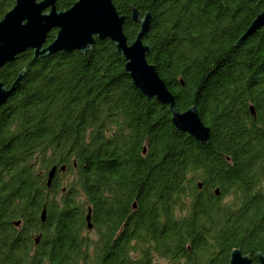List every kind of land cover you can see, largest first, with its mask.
<instances>
[{
	"label": "trees",
	"instance_id": "trees-1",
	"mask_svg": "<svg viewBox=\"0 0 264 264\" xmlns=\"http://www.w3.org/2000/svg\"><path fill=\"white\" fill-rule=\"evenodd\" d=\"M112 2L129 42L139 29L130 5L151 12L146 57L177 109L196 105L210 139L176 129L169 105L135 86L108 37L86 51L18 53L0 68L7 86L26 70L0 106V264H157L155 255L167 264H228L234 247L259 264L264 28L235 42L264 0ZM13 4L0 0V17ZM88 207L97 238L83 233ZM40 229L36 248L30 232Z\"/></svg>",
	"mask_w": 264,
	"mask_h": 264
},
{
	"label": "water",
	"instance_id": "water-1",
	"mask_svg": "<svg viewBox=\"0 0 264 264\" xmlns=\"http://www.w3.org/2000/svg\"><path fill=\"white\" fill-rule=\"evenodd\" d=\"M130 7L131 18L139 22V29L134 39L129 42L123 31L125 16L118 13L112 0H75L65 9H57L55 0H14L11 8L0 17V68L27 48L32 49L33 59L58 50L86 51L96 38L108 37L114 43L116 52L123 55L124 69L135 86L147 98L154 96L161 103L169 105L170 118L176 129L188 132L201 143H207L211 128L202 121L196 105L192 104L184 110L177 109L175 94L158 74L155 65L146 57L150 47L143 42V36L151 24V12L141 14L135 6ZM51 28L57 30L53 39L45 44L47 32ZM260 28H264V6L238 37L235 45L243 46L245 38ZM25 72V69L21 70L8 86L0 79V106L19 86ZM249 109L252 114L255 113L253 105H250ZM56 169L57 166L53 165L48 171V186ZM60 169H64V165H61ZM198 185L201 186L200 182ZM215 192H218V188ZM90 212L89 207L86 213L87 227L92 226ZM45 216L46 210L43 208L41 220H44ZM15 223L18 224L19 221ZM257 258L259 264H264L263 252L258 251ZM228 264H251V257L240 248L234 247L230 251Z\"/></svg>",
	"mask_w": 264,
	"mask_h": 264
},
{
	"label": "flooded vegetation",
	"instance_id": "flooded-vegetation-1",
	"mask_svg": "<svg viewBox=\"0 0 264 264\" xmlns=\"http://www.w3.org/2000/svg\"><path fill=\"white\" fill-rule=\"evenodd\" d=\"M134 203H135V205H134ZM136 206H137V204H136V202L135 201H133L132 202V208H136ZM89 208V207H88ZM90 209H91V207H90ZM88 210V209H87ZM41 220V219H40ZM41 221H43V220H41ZM85 222H86V226H87V220H86V216H85ZM90 222L92 223V220H91V212H90ZM126 222H124V223H122V225L121 226H119L118 228H117V230L116 231H121L122 229H123V226H124V224H125ZM101 224H103V222L101 221ZM100 227H102V225H100ZM90 232V231H94V233H95V238H97L98 237V234H97V231H96V228H94L93 227V224H92V226L91 227H86V229H84L83 230V233H85V232ZM96 231V232H95ZM30 234H31V237L32 238H34L36 241H35V245H34V247H36L37 248V246H38V242H39V240L41 239V237H42V230L40 229V230H37V231H33V232H30ZM87 236L88 237H90L89 235H88V233H87ZM33 247V248H34ZM92 246L90 245L89 246V248H91ZM81 250H84V246L82 245L81 246ZM92 252L93 251H90L88 254L90 255V254H92ZM82 258H78V259H76V260H74L73 261V264H81L82 262ZM42 263L43 264H53L52 262H51V260H49V259H46V260H43L42 261Z\"/></svg>",
	"mask_w": 264,
	"mask_h": 264
},
{
	"label": "rangeland",
	"instance_id": "rangeland-1",
	"mask_svg": "<svg viewBox=\"0 0 264 264\" xmlns=\"http://www.w3.org/2000/svg\"><path fill=\"white\" fill-rule=\"evenodd\" d=\"M69 175H64L63 178L65 177H68ZM69 178V177H68ZM59 195L56 196V198L58 199ZM88 235L91 237V238H95V233L94 231H90V232H87ZM155 261L157 262V264H167V259L165 258H161L157 255H155Z\"/></svg>",
	"mask_w": 264,
	"mask_h": 264
}]
</instances>
